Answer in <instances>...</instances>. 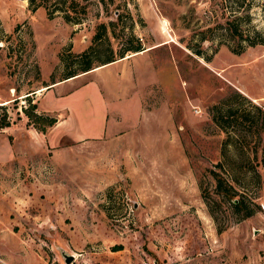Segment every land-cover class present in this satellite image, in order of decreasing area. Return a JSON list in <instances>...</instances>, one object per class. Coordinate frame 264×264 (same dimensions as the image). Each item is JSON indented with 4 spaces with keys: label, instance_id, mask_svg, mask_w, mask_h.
Returning <instances> with one entry per match:
<instances>
[{
    "label": "rangeland",
    "instance_id": "obj_1",
    "mask_svg": "<svg viewBox=\"0 0 264 264\" xmlns=\"http://www.w3.org/2000/svg\"><path fill=\"white\" fill-rule=\"evenodd\" d=\"M85 2L72 21L28 0H0V103L11 118L0 129V264L263 262L264 42L224 33L234 0ZM243 4L238 22L264 36V0ZM116 9L114 37L108 21ZM101 21L114 49L130 33L162 43L50 85L38 103L62 118L48 136L38 134L23 94L34 89L38 100L45 83L76 69ZM106 41L96 44L101 51ZM120 70L129 81L113 102L104 83ZM137 92L146 94L142 112ZM117 124L126 126L95 136ZM213 170L232 183L240 205ZM63 248L75 254L69 263Z\"/></svg>",
    "mask_w": 264,
    "mask_h": 264
},
{
    "label": "trees",
    "instance_id": "obj_2",
    "mask_svg": "<svg viewBox=\"0 0 264 264\" xmlns=\"http://www.w3.org/2000/svg\"><path fill=\"white\" fill-rule=\"evenodd\" d=\"M100 1L103 3L107 2V0H100ZM108 1L112 2L114 0H108ZM28 2L31 4L32 7H36L38 5H44L47 9V13L49 16L51 15L52 11L61 10L64 17L67 20H72V21H80L81 20L80 18L82 17L80 16L82 14L77 15V16L74 15L73 11H79V12L85 13L87 9V2L80 4V0H28ZM243 3H244V0H234L236 9L234 11H231L232 12L231 15L226 16L222 22L224 33L229 34L232 37H235L240 42L241 40H244L246 42L245 44H254L256 42H264V36L262 35L255 36L253 34H250L240 24V22H238L239 18L245 15V13L242 12L243 10H241L244 8ZM78 4L81 7L80 9L77 7ZM105 6L107 7V5ZM119 19L122 20L121 11L116 9V18L110 19L108 21V23L111 26L112 35H114V37L118 36V32H116L115 30V26L118 24ZM124 21L126 22V20ZM106 31H107V22L105 21L99 22L97 25V29L93 35L95 42L77 53V55H80L82 57L81 64H79V66L76 69L72 68L71 70H69L65 75H63V77H66L69 75H71L69 77H73L79 74V72L77 71L78 69L85 70L95 65V64H92V56L97 59H100L101 61L99 63H101V62L113 60L119 56H123L124 54H126L125 52L128 50H132L130 52L135 53L144 47L142 40L138 36H136L134 33L133 34L130 33L129 35L124 36V40L120 38L121 45L119 46V48L114 49L110 44ZM104 39H107L106 44L110 46L109 47L107 46L105 51H101L100 47L97 46L96 44H101L102 40ZM235 50H238V49H235ZM53 81L54 80L51 81L52 84L55 83V81L54 82ZM49 83H45L46 84L45 87H48ZM32 90L33 89L28 90L27 93L24 95L26 100H28V104L22 105L21 108L23 112L27 115L28 121L32 123L36 129L45 132L48 129V127H50L57 121L58 116L46 110L38 109L36 99H34L31 96V93L33 92ZM239 95L241 96L242 94H239ZM16 98L17 97H15L14 99ZM257 105H260V104L257 103ZM261 105L263 107L262 109H264V106L262 103ZM0 107L2 109L0 112V129H1L10 124L11 118H10V113L7 108V105L4 103H0ZM236 107H239V106H237L236 104L235 106H230L229 104L228 110L235 111L237 110ZM213 174H214V177L216 178V182L218 186L221 185L222 182L226 183L227 187L225 189V194L227 195V197L231 199L235 205H240L242 203V199H239L238 201L234 200V193H233L234 187L232 183L226 180L222 174H220L219 172L215 170H213ZM260 264H264V261L261 262Z\"/></svg>",
    "mask_w": 264,
    "mask_h": 264
},
{
    "label": "crops",
    "instance_id": "obj_3",
    "mask_svg": "<svg viewBox=\"0 0 264 264\" xmlns=\"http://www.w3.org/2000/svg\"><path fill=\"white\" fill-rule=\"evenodd\" d=\"M158 42H160V40L159 41H154V42H151V43H145V42H143V45H144V47L142 48V49H140L139 51H137V52H135V53H132V54H130V55H123V56H119V57H117V58H115V59H113V60H110V61H106V62H101V63H98V64H100V65H93V66H91L90 68H88V69H85V70H80V71H78L79 72V74L78 75H75V76H73V77H69V76H71V75H69V76H66V77H58V78H56L54 81H55V84L57 83H59L60 81H62V80H68V79H72V78H74V77H76V76H79V75H82V74H85V73H87V72H90V71H95V70H98V69H100V68H103V67H106V66H110V65H113V64H115V63H117V62H121V63H123L125 60H128V59H130L131 57H133V56H135V55H138V54H141V53H143V52H148V51H151V50H153V49H156L161 43H158ZM166 42V41H165ZM149 45H150V47H149ZM147 68L149 69V71L150 72H155L156 74L159 72V64H158V62H157V59L154 57L153 59H151V58H147ZM77 73V72H76ZM122 75H124V73H123V71H118L115 75H111V77L109 78V80H105V83H104V85H106L108 88H109V90H110V93H111V98H113L112 100H113V102L115 101V99L116 98H119V96L120 95H118V93H116V92H119V90H120V86H121V84L123 85V86H125L126 84H128V82L127 81H129V79L128 78H124V76H122ZM51 82V81H50ZM155 82V80L153 81V80H151V82H148V84H147V86L148 87H150L151 86V84H153V83ZM158 82H159V80H158ZM160 83V82H159ZM101 84H103V80H100V82L99 83H97L96 84V86H99L100 87V89H104L103 87H102V85ZM50 85H52V83L51 84H49V86L47 87V88H45V89H43L42 91H40V92H37V93H40V95L38 96V100L36 99V101H37V107H38V109H40V110H47V111H53V110H55V109H53V108H51V107H47V106H43V107H41L40 105H39V99H40V97L49 89V87H50ZM150 85V86H149ZM34 90V89H33ZM134 91V88H131L130 86L128 87V91H126L125 93H127V95L129 96L132 92ZM112 92L114 93V94H112ZM136 92V91H135ZM145 93H143V92H137V96H136V98H135V101L136 100H138V108H139V110L142 112L143 111V109H144V107H143V100H144V97H145ZM247 95H249L252 99H254V100H256V101H258L256 98H261L262 96L261 95H257V97L255 96V95H250L249 93H247ZM256 97V98H255ZM110 102V101H109ZM262 104H263V106H264V101L262 102ZM109 108H106L105 109V113H106V115H105V117H106V121L108 122V120H109V117H110V113H108L109 112V110H108ZM61 116H58V119H57V121L52 125V129L58 124V122L61 120ZM116 119H122V117L121 116H119V115H117L116 116ZM135 119V118H134ZM120 120H119V122H120ZM138 122V120L137 119H135L133 122L131 121L130 123H128V124H132V125H135L136 123ZM10 125V124H9ZM9 125H7V126H5V127H3V128H1V129H4V128H6V127H8ZM124 126H126V125H124ZM122 124H117V125H115V127L112 129V130H109V131H107V132H103L102 134H100V135H95V136H102V135H109V134H114L115 132H117L118 130H121L123 127H124ZM34 127V126H33ZM30 128H32V127H30ZM35 129V132H37L38 134H42V135H44V136H48L49 134H50V132L49 131H46V132H43V131H38L36 128H34ZM94 136V135H93ZM80 137H84V136H80ZM79 138V137H78ZM49 145H51V143H48L47 142V144H46V148L48 149V146ZM47 149H46V152H47Z\"/></svg>",
    "mask_w": 264,
    "mask_h": 264
},
{
    "label": "water",
    "instance_id": "obj_4",
    "mask_svg": "<svg viewBox=\"0 0 264 264\" xmlns=\"http://www.w3.org/2000/svg\"><path fill=\"white\" fill-rule=\"evenodd\" d=\"M26 94V93H25ZM25 94H23V95H25ZM236 200V199H235ZM61 253H62V255H63V257H64V261L66 262V263H69V262H71L73 259H74V252H70V251H67V250H65L64 248L61 250Z\"/></svg>",
    "mask_w": 264,
    "mask_h": 264
}]
</instances>
